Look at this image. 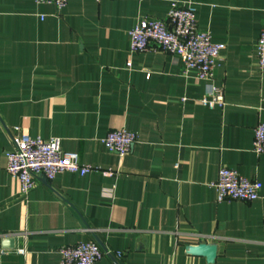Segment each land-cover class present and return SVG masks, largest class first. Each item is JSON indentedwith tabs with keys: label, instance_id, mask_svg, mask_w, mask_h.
Segmentation results:
<instances>
[{
	"label": "crops",
	"instance_id": "crops-1",
	"mask_svg": "<svg viewBox=\"0 0 264 264\" xmlns=\"http://www.w3.org/2000/svg\"><path fill=\"white\" fill-rule=\"evenodd\" d=\"M171 1H192L198 29L225 45L223 108L199 104L208 82L175 57L129 51L128 32L165 19ZM263 25L264 0H67L60 12L0 0V264H58L57 248L89 240L111 252L95 264H264V154L251 149ZM120 128L137 136L123 156L99 141ZM13 136L58 138L99 169L38 176L20 198L5 170ZM221 166L258 180L259 197L216 202ZM201 241L216 245L212 262L187 252Z\"/></svg>",
	"mask_w": 264,
	"mask_h": 264
},
{
	"label": "built area",
	"instance_id": "built-area-1",
	"mask_svg": "<svg viewBox=\"0 0 264 264\" xmlns=\"http://www.w3.org/2000/svg\"><path fill=\"white\" fill-rule=\"evenodd\" d=\"M99 1V0H95ZM36 4H50L57 12L62 11L67 0H34ZM195 5L192 1H171L165 19L140 20L128 32L130 53L163 52L178 59L181 73H192L196 78L208 82L206 90L198 98L199 104L207 108H223L225 99L220 87L213 84L215 69L220 62L223 43H214L209 31L197 27ZM42 19V17H40ZM258 69L264 70V25L256 41ZM130 67V63L126 64ZM185 98H182L184 100ZM135 132L120 128L109 130L100 143L110 152L123 156L136 141ZM252 151L264 154V122L253 128ZM6 172L17 182V195L25 198L35 186L36 177L52 180L56 174L70 172L84 175L99 168L82 164L76 153L60 148L58 138L43 139L39 136L21 139L13 136L11 148L6 153ZM215 190L216 202L241 200L252 201L259 197L261 183L240 175L235 169L219 167L216 179L209 183ZM24 254V248L16 250ZM58 264H95L111 252L103 250L95 241H80L57 248ZM120 256L121 252H114Z\"/></svg>",
	"mask_w": 264,
	"mask_h": 264
},
{
	"label": "water",
	"instance_id": "water-1",
	"mask_svg": "<svg viewBox=\"0 0 264 264\" xmlns=\"http://www.w3.org/2000/svg\"><path fill=\"white\" fill-rule=\"evenodd\" d=\"M7 247H13V239L4 240ZM188 253L193 255L204 256L208 262H212L216 255V245L214 243L199 242L197 244L188 245L186 247Z\"/></svg>",
	"mask_w": 264,
	"mask_h": 264
}]
</instances>
